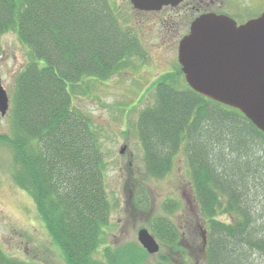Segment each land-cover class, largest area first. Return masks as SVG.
I'll return each mask as SVG.
<instances>
[{
	"label": "trees",
	"instance_id": "obj_1",
	"mask_svg": "<svg viewBox=\"0 0 264 264\" xmlns=\"http://www.w3.org/2000/svg\"><path fill=\"white\" fill-rule=\"evenodd\" d=\"M9 32L30 56L12 103L16 139L0 136V142L14 150L16 181L33 197L64 261L121 264L122 256L124 264H173L178 256L176 262L189 264L197 250L184 247L187 230L170 218L179 212L176 201L149 221L164 248L156 262H147L151 255L141 245L106 246L115 210L106 189V153L76 99L88 93V83L109 80L142 55L113 0H0V35ZM136 132L151 178H166L184 151L196 231L206 232L205 264H264V133L241 111L192 90L179 69L157 79ZM139 196L135 207L148 211ZM0 264L28 263L8 256L0 243Z\"/></svg>",
	"mask_w": 264,
	"mask_h": 264
},
{
	"label": "rangeland",
	"instance_id": "obj_2",
	"mask_svg": "<svg viewBox=\"0 0 264 264\" xmlns=\"http://www.w3.org/2000/svg\"><path fill=\"white\" fill-rule=\"evenodd\" d=\"M224 0L225 10L235 13ZM241 6L236 20L242 24L264 11V0H237ZM258 1V2H257ZM121 26L139 39L142 55L131 59L122 72L103 82L88 83V93L76 99V107L92 117L103 141L107 159L106 189L115 206L107 232V247L140 246L138 233L148 229L152 217L163 215V205L179 204V212L170 218L187 230L184 247L197 250L189 264H205L200 243L202 231H196L198 215L184 151L175 160L171 173L158 180L146 174L143 149L136 132L140 112L154 101L155 83L166 73L178 72V45L187 34L192 16L186 2L156 12L135 10L130 0H113ZM256 2L255 5H252ZM29 50L15 32L0 35V79L10 99V110L0 114V136L16 139L12 103L17 76L29 60ZM44 65V62H40ZM82 85L86 89V84ZM124 151L123 154L121 152ZM15 152L0 142V243L12 258L28 264H67L40 219L33 197L18 185ZM143 190L144 194H140ZM144 196L148 211L138 210L136 200ZM107 231V230H106ZM150 231V230H149ZM161 249L164 250L161 245ZM121 256V255H120ZM173 264L178 256L174 257ZM125 259L121 256V264ZM157 261V255L147 262Z\"/></svg>",
	"mask_w": 264,
	"mask_h": 264
},
{
	"label": "water",
	"instance_id": "obj_3",
	"mask_svg": "<svg viewBox=\"0 0 264 264\" xmlns=\"http://www.w3.org/2000/svg\"><path fill=\"white\" fill-rule=\"evenodd\" d=\"M130 1L135 10L156 12L164 6H178L183 0ZM178 60L187 84L196 93L241 111L264 133V14L240 26L224 15L197 18L179 44ZM9 108V97L0 79L3 117ZM203 239L206 258L205 234ZM138 241L151 255L160 250L157 239L147 229L138 233Z\"/></svg>",
	"mask_w": 264,
	"mask_h": 264
},
{
	"label": "flooded vegetation",
	"instance_id": "obj_4",
	"mask_svg": "<svg viewBox=\"0 0 264 264\" xmlns=\"http://www.w3.org/2000/svg\"><path fill=\"white\" fill-rule=\"evenodd\" d=\"M185 2H186V6H187V11L188 12L190 11V12L195 13V14H197L199 12H206V13L214 12L217 14H220L222 12H227L224 9L226 7L224 0H185ZM255 4H256V2H253L252 5H249L248 7L253 6ZM229 5L233 8V11L238 12L237 15L239 16L240 11H241V6H242L240 4V1L238 3L237 0H230ZM243 6H245V5H243ZM243 6H242V8H243ZM263 12L264 11H262V13ZM226 14H233V13L227 12ZM238 24H240V23L238 22Z\"/></svg>",
	"mask_w": 264,
	"mask_h": 264
},
{
	"label": "bare ground",
	"instance_id": "obj_5",
	"mask_svg": "<svg viewBox=\"0 0 264 264\" xmlns=\"http://www.w3.org/2000/svg\"><path fill=\"white\" fill-rule=\"evenodd\" d=\"M207 14H215L216 15L217 13H214V12H212V13L199 12V13H197L196 18H199V17H201L203 15H207ZM236 17H238V15H236L235 13H233L232 16H230V18L232 20H234L235 22H237Z\"/></svg>",
	"mask_w": 264,
	"mask_h": 264
}]
</instances>
